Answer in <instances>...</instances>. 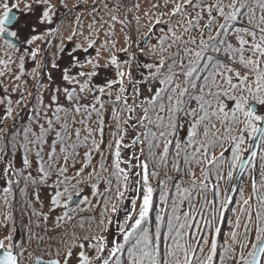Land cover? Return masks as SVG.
I'll return each mask as SVG.
<instances>
[{"label": "snow or ice", "instance_id": "6c2138e0", "mask_svg": "<svg viewBox=\"0 0 264 264\" xmlns=\"http://www.w3.org/2000/svg\"><path fill=\"white\" fill-rule=\"evenodd\" d=\"M74 7L65 35L68 0H0L5 204L72 229L5 223L0 264H264V0Z\"/></svg>", "mask_w": 264, "mask_h": 264}, {"label": "trees", "instance_id": "16d2710c", "mask_svg": "<svg viewBox=\"0 0 264 264\" xmlns=\"http://www.w3.org/2000/svg\"><path fill=\"white\" fill-rule=\"evenodd\" d=\"M142 1L144 3V6H145V7H143V9H146L147 7H149L151 0H142ZM76 8L77 7H75L72 11H75ZM61 11L64 12L66 10L61 9ZM69 14H67V16H69ZM73 14L69 17H76L75 13H73ZM120 14H121V16L127 15V13L125 12V10L123 8L121 9ZM143 21L144 20L142 18L141 22H143ZM86 22H88V21L83 19L84 25L86 24ZM91 22L92 21H90L88 23H91ZM69 26H72V27L69 29ZM65 27L67 30V32H65V34H68V30L70 31L71 29L75 28L76 24L72 23V22L70 23L69 21L65 20ZM85 31H87V28H85ZM103 74L104 73L102 71V75ZM55 77H56V73H54V78ZM29 91H32L31 84L29 86ZM17 112L19 115H23V112L21 109H19V111L17 109ZM12 123H13V121L10 120L7 125L0 124V127L7 126L6 128H11ZM106 135H107V133H106ZM17 164H19V154H17ZM197 175H199L198 171H197ZM245 180H246V177H245ZM23 186L24 185H23V181H22L21 185L19 187H16L13 189L12 195L8 197L9 204H5V198L3 195L2 186H0V223L2 221H3V223L11 222V221H6L3 219V215H4L3 211L6 210V211H8L7 212L8 214L9 213L12 214V216H13L12 222L14 223V226L19 228L18 233L21 234L20 239L25 240V242L27 241L29 229H31L33 234L39 233L41 236L45 237V240L43 242H41L40 240L35 238V235H33L32 243L30 245L26 243V247H28L30 249L31 245H43L44 243H46L47 245L49 243L55 245L57 243V241L55 239H53L52 241H49L47 239V237L52 236L55 238L59 235L60 232L65 231V230L70 232L72 230L71 225H67L66 228L56 230L53 228L51 220L47 223V225H45L44 223H40L38 221L37 217L32 216V207H30V205H34L37 208V210H39L40 206L38 204H35V200H34L36 190L30 185L28 190H27V194H25V193L21 192V190H20L21 188H23ZM85 193H87V191ZM85 193H82L81 197ZM41 198L45 199V203L47 202L46 201V193L43 190H41ZM84 207H87V206L84 205ZM96 211L98 212L99 209H97ZM90 214L95 215L96 212H94V213H88V212L82 213V215H84V216H88ZM37 223H40L39 227H37Z\"/></svg>", "mask_w": 264, "mask_h": 264}, {"label": "rangeland", "instance_id": "374dc122", "mask_svg": "<svg viewBox=\"0 0 264 264\" xmlns=\"http://www.w3.org/2000/svg\"><path fill=\"white\" fill-rule=\"evenodd\" d=\"M88 2H89V4H91L92 2H93V0H88ZM78 3V0H69L68 1V5H69V8L70 9H74L75 7H74V5H76ZM140 3H141V5H142V9H143V7H145L144 6V3H143V1L142 0H140ZM64 12H66V11H64ZM84 13V16H83V19L84 20H86V21H88V22H90L91 21V18H90V16L88 17V14H87V12H85L84 11V8H82V7H77L76 9H75V11H71V13L73 14V13H75V15L77 16V15H80L81 13ZM69 14V16H71L72 14ZM74 15V14H73ZM141 15H142V13H141ZM69 16H67L66 15V21H69L70 23L72 22V23H75V17H69ZM90 20V21H89ZM88 22H86V24L85 25H87L88 24ZM144 22V21H143ZM142 22V23H143ZM72 26H69V29L71 28ZM69 31V30H68ZM65 32H67V30L65 31ZM85 34H87V31H85ZM65 35H67V34H65ZM123 41H122V39H121V43H122ZM154 42V41H153ZM59 76V73H56V77H58ZM15 98V97H14ZM29 99H31L30 97H29ZM18 111H19V109H18ZM18 113V112H17ZM9 126V125H8ZM5 127H7V126H5ZM0 135H3L2 133H0ZM86 194H88V193H85V194H83V195H86ZM8 211H3V219L5 220V217L7 216V213ZM7 223V222H6ZM5 223H3V221L0 223V227H3V225H4ZM14 226V223L11 221V222H8L7 223V227H8V229H11L12 227ZM18 230H19V228L18 227H16ZM6 234V232H4V231H0V238H3V236ZM18 235H19V237L21 238V234H19L18 233ZM47 247V244L46 243H44L43 245H31V248L29 249V251H32V252H34V253H36V254H41L43 251H44V249ZM249 250H250V248H249ZM25 264H28V262L26 261L25 262Z\"/></svg>", "mask_w": 264, "mask_h": 264}, {"label": "water", "instance_id": "95a60500", "mask_svg": "<svg viewBox=\"0 0 264 264\" xmlns=\"http://www.w3.org/2000/svg\"><path fill=\"white\" fill-rule=\"evenodd\" d=\"M82 197H75L74 200L75 201H79ZM73 206H75V204H73Z\"/></svg>", "mask_w": 264, "mask_h": 264}]
</instances>
